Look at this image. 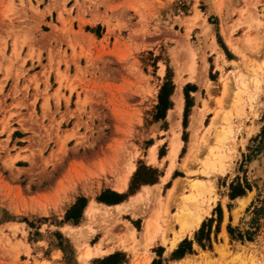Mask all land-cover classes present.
<instances>
[{"label":"rangeland","instance_id":"obj_1","mask_svg":"<svg viewBox=\"0 0 264 264\" xmlns=\"http://www.w3.org/2000/svg\"><path fill=\"white\" fill-rule=\"evenodd\" d=\"M33 1L0 0V264H264V0ZM216 146L223 167L206 173ZM141 165L157 181L129 194ZM195 179L210 209L172 248ZM106 192L127 196L118 207L98 200Z\"/></svg>","mask_w":264,"mask_h":264},{"label":"bare ground","instance_id":"obj_2","mask_svg":"<svg viewBox=\"0 0 264 264\" xmlns=\"http://www.w3.org/2000/svg\"><path fill=\"white\" fill-rule=\"evenodd\" d=\"M245 85H246V83L243 82V80L239 81V83H238L239 87H237V88L240 89L239 93H242L244 90H246V88L244 89V87H246ZM236 92L238 93L237 90H236ZM181 97H182L181 94L180 95H178V94H174L173 95V100L175 102V106H174V109H172L169 112V118L172 121L175 118L174 115L177 114L178 116H180V114H181L182 105H183ZM239 101H241V100H239ZM203 111H204V107H203V109L201 108L200 110L194 111V113L192 114L191 127L194 130H196L197 125L201 124V122H202L201 116L203 114ZM216 117H214L212 119L211 123L208 126H206V132H209L210 130H212L214 128V126L216 125ZM178 124H179V122H178ZM222 131H223L221 133L222 136L221 137L219 136V138H218L219 142L221 140H223V138L225 136L227 137L228 135H226V134L230 132L228 130H222ZM179 144H180V141H178L176 138H173V140L171 142V148H170V151H169V157L171 159V164H170V167H169V171L171 170V168L173 166V161H174V159H175V157L177 155V152L179 150ZM210 149L211 150L208 152V154H207V156L205 157V160H204L205 161L204 162V172H206V173L211 171V170L220 169V168L223 167L222 159H224L223 158V154L224 153L219 151L220 147L216 146L214 148V149H216L218 151L217 153L214 152L213 148H210ZM221 149H222V147H221ZM193 153L194 152H191V154H189V155L192 156ZM224 156H225V154H224ZM149 158H150V160L152 162H156L157 161V155H156V150H155L154 146H152L150 148ZM134 171H135V166H133L131 168L130 174H132ZM119 184H120L118 186V190L119 191H122L123 189H125L126 186H127L126 177ZM178 187L179 186L176 184L170 190V192H168L169 193V197L168 196L167 197L170 198L173 195H175V192L177 191ZM150 188L151 187L147 186V187L144 188V191H146V190L149 191L148 189H150ZM206 192H208V189L206 187V183L203 180L195 179V180H193L190 183V192L183 196L181 204L178 207V210L173 214V218H174L173 220L180 225L181 229H180V232L175 233L174 239L172 240V246H176L177 245V243L181 239L182 233L184 231L190 230L191 228H197L201 224L205 214H207L209 212V209H210L209 207L208 208L203 207V204L205 203V194H206ZM140 194L142 195V193H140ZM169 202H171V201L170 200L166 201L167 205L170 204ZM106 207H108V206H106ZM118 207H121V206H118ZM123 207H125V206H123ZM94 211H96V206H95V204H92L90 206V208H88L87 213L89 215H91V214H93ZM157 218H158V215L155 212L147 220L146 228H145V234H146V236L148 238V241H151L152 238H153L152 236L155 235L154 231H155V229H157V226H156L157 225V223H156ZM131 231H133V230H131ZM98 250H99V248H98ZM90 255H91V248L89 247L87 249L86 253L84 254L85 259H88L90 257Z\"/></svg>","mask_w":264,"mask_h":264},{"label":"trees","instance_id":"obj_3","mask_svg":"<svg viewBox=\"0 0 264 264\" xmlns=\"http://www.w3.org/2000/svg\"><path fill=\"white\" fill-rule=\"evenodd\" d=\"M169 85L168 84H164L162 90H161V93H160V103H159V110L161 111L162 109L163 110H167L168 107H169V103L166 104L165 102V95L171 93V90L168 91V88ZM168 91V92H167ZM164 105H167V106H164ZM190 105L186 104V108H185V118H186V115L188 113V107ZM262 140H264V129L262 131V136H261ZM156 173V171L154 169H151L149 167H146L144 165H141L137 172L134 174L133 178H132V181H131V185H130V188H129V194H133L135 192V190H137L141 185L143 184H153L157 181V178L156 176H154V174ZM146 174H150V176H145ZM245 193L244 189L242 188L241 185H235V186H232V192L230 194V196L232 198H235L237 196H240V195H243ZM127 194H118V193H115V192H106L104 195H101L98 200L101 201V202H104L106 204H117V203H120L122 202L125 198H126ZM86 205V200L81 198L79 199L74 205L73 207L69 210L68 212V215H67V219H70V218H74L75 216L76 217H79V214H81V211L82 209L85 207ZM75 213H77V215H74ZM74 216V217H73ZM202 229L203 227L201 228L200 230V233L202 232ZM198 242L201 243V238L200 236L197 238ZM191 242H189L188 240H185L183 242V244H181V246L179 247V250H178V257H182L184 255V250H182V245L184 244H190ZM203 246H205L203 244ZM115 255L111 256L110 259L114 258Z\"/></svg>","mask_w":264,"mask_h":264},{"label":"crops","instance_id":"obj_4","mask_svg":"<svg viewBox=\"0 0 264 264\" xmlns=\"http://www.w3.org/2000/svg\"><path fill=\"white\" fill-rule=\"evenodd\" d=\"M40 2L41 1H43V0H39ZM31 2H32V4H34V1L33 0H31ZM41 7V6H40ZM21 82L22 81H20V83L18 84L19 86H22L23 85V83L21 84ZM44 85L45 84H43L40 88H44ZM55 89V88H54ZM63 91V90H62ZM49 94H52L53 93V90H51V89H49V92H48ZM67 94V92H65V95ZM52 102V99H50V103ZM155 147V146H154ZM155 150H156V147H155ZM179 150H180V144H179ZM179 150H178V152H179ZM178 152H177V154H178ZM156 155H157V152H156ZM177 156V155H176ZM171 171H172V169L169 171V169H168V171H167V173H166V176L164 177V180H166L168 177H169V175L171 174ZM147 186H149V187H152V186H150V185H145V186H143V190H144V188L145 187H147ZM124 190V189H123ZM122 190V191H123ZM119 191V190H118ZM121 192V191H120ZM188 194V193H187ZM92 205V204H91ZM90 205V206H91ZM122 204L120 203V204H117L116 206H121ZM90 206L88 207V208H90ZM87 211H88V209H87ZM146 223H147V221H146ZM146 223H145V225H144V230H145V228H146ZM180 231V225H179V229L176 231L177 233ZM143 232H145V231H143ZM187 234V232H183V234H182V237H181V239L178 241V243L183 239V237L185 236ZM174 239V237L172 238V240ZM177 243V244H178ZM177 246V245H176ZM175 246H173L172 248H174Z\"/></svg>","mask_w":264,"mask_h":264}]
</instances>
